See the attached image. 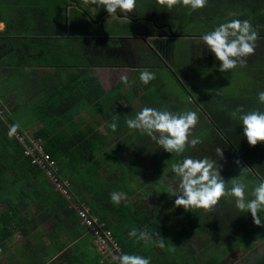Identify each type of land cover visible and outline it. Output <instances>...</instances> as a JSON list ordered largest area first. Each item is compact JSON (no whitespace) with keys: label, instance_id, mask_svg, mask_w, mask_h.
<instances>
[{"label":"trees","instance_id":"trees-1","mask_svg":"<svg viewBox=\"0 0 264 264\" xmlns=\"http://www.w3.org/2000/svg\"><path fill=\"white\" fill-rule=\"evenodd\" d=\"M23 1L29 2V0ZM37 1L44 2V0H31L29 5ZM45 1L46 6L43 4L41 7L42 17L46 9L48 13L65 9L67 6L74 10L68 20V27L71 26L68 32L71 36H65L67 21L49 18L48 48L42 51L41 56L35 58L38 60L37 63L35 62L36 67L49 69L47 76L44 80L35 78L31 91L13 94L15 109L10 111L11 114H8L0 103V115L3 114L4 117L2 120L0 118V204L4 202L7 205L6 209L0 206V249L4 241L12 238L13 234L27 237V227L34 222V215L27 209L29 203L39 207L37 209L43 220L56 221L48 230L41 227L35 229L37 240L34 246L39 251L45 250L47 244L51 245L58 253L57 263L62 264H119L115 257L105 261L104 256L94 251L96 248L94 237L86 233L75 211L63 215L66 202L53 190V185L42 170L29 163V158L23 155V148L16 138L8 137L9 126L14 123L20 124L16 136L22 138L23 142L30 138L42 141V151L56 167L58 177L70 182V189L74 190L82 202L86 201L80 197L79 192L87 193L93 200H100L101 204L95 201L86 204L90 207L89 211L98 218V222L103 223L102 229L110 233L118 248V252L114 250L116 257L121 254L139 255L148 258L150 264H220L250 236L251 231L264 230V226L254 225L253 228H249L251 213L240 212L231 197H222L211 211L203 209L185 211L182 207H175V197L171 196L169 183L156 189L155 210L132 205L135 197L141 195L135 182L145 178L155 185L157 178L173 161L179 162L185 158L189 146L186 145L185 151L177 155L167 153L157 145L150 159L147 160L145 155H141V162L126 157L127 151L130 152L133 144L150 147L155 142L146 134L127 127L126 120L129 118L130 108L118 111L119 101L123 97L121 99L114 97L109 108L103 107V98L110 92H105L93 74H87L85 69L88 66H84L81 61L89 47L80 44L82 37L84 40H90L101 33L118 32L123 29L121 23L113 18L114 14H108L102 6L90 4L89 6H95V9H90L82 3V0ZM33 11L34 8L23 9L16 12L15 16L19 14L20 17ZM75 11L79 12V16L75 15ZM120 13L117 10L115 14L121 19L128 20L125 22L135 27L130 28L131 32H126L129 35H162L163 31L160 29L162 26L171 30L173 35H179V32L188 35L180 41V49L177 48L180 54L175 60L177 71L182 64L186 65L187 71L183 69L180 73L183 82L189 85L185 86L174 76L184 87L182 92L185 94L179 105L188 102L189 106L200 107L203 115L208 118V127L213 129V134L225 142L230 155L237 156L251 169L254 182L236 178L233 166H228L225 172L227 162H218L217 156H207L215 160L217 165L221 166V171L225 172L223 178L226 189L231 187V179L242 180L247 185L246 199H252V189L256 187V183L264 181V144L250 146L243 135V126L238 116L233 118L231 114L240 107L244 112L264 111V104L258 100V93L264 91V0H207L206 6L196 11L182 5H176L169 10L159 6L156 0H136L133 12L128 15H119ZM239 14L241 16H237ZM100 15H106L110 24L96 28L85 18L88 16L96 20ZM233 19L250 21L258 34V39L254 53L244 58L246 63L243 66L238 64L236 68L221 73L218 71L220 62L210 53L200 37L214 30L221 23ZM139 20L145 21V24L139 23ZM153 21L156 25L151 23ZM18 25L10 28V39L11 32L20 31L21 27ZM110 26L114 28L109 29ZM3 32L7 33V29H3ZM173 39L172 42L179 43L178 39ZM154 56L157 62L150 71L157 70L161 64L157 54ZM150 63L151 61H148L145 64ZM173 71L169 70L172 76L176 72ZM4 75L7 78V73ZM16 80L17 78L8 77V88L10 85L12 88H17L14 86ZM23 80L22 77L19 78L20 83H23ZM4 98L5 94L0 93V101L5 103ZM126 101L130 103L128 99ZM98 114L104 117L103 120L106 122L104 125L100 124ZM20 117L22 121L18 122ZM86 117L95 120V124L101 128L100 132L85 125ZM31 121L40 124V128L29 137H25L22 130ZM112 122L118 125L115 132L109 126ZM209 131L210 129L202 127L196 136L201 141L205 140ZM107 137L113 138L111 140L113 145L103 150L101 147L105 145L103 139ZM117 156L122 157L126 164L117 165L113 170L108 167L109 169H103L101 173L104 179L114 176L117 180L114 190L106 183L102 184L106 191L120 190L126 197L115 207L111 200L108 202L109 198L100 195L102 192L99 191L98 186H95V180L100 175L99 170L102 165L114 163ZM31 183L40 190V194ZM24 185L27 186L26 190H22ZM25 199L28 202H25ZM169 206L178 210V225L167 220L161 224L157 222L159 214ZM59 209L62 210L61 213L58 212ZM263 212L259 213L262 225H264ZM110 214L117 220L116 224H113ZM144 217L148 218L145 220ZM132 229H136L138 233L145 231L150 235L159 233L164 238L165 247L161 249L157 246L155 236L148 243L129 236ZM191 235L198 239L211 236L210 242L199 252V257L188 242ZM44 239L48 241L45 243ZM90 245H93V248H89ZM156 249L161 250L162 254H157ZM23 253L24 251L22 255ZM23 256L25 261V255ZM3 257L8 258V253L4 252ZM27 259L34 264L42 262L37 252H30ZM252 264H264V256Z\"/></svg>","mask_w":264,"mask_h":264},{"label":"clouds","instance_id":"clouds-1","mask_svg":"<svg viewBox=\"0 0 264 264\" xmlns=\"http://www.w3.org/2000/svg\"><path fill=\"white\" fill-rule=\"evenodd\" d=\"M85 6H102L108 14H115L117 10L128 14L134 11L136 0H82ZM161 7L171 10L176 5L190 7L192 11L202 9L206 6L207 0H156ZM257 32L253 29L250 21L233 19L229 22L221 23L214 30L204 34L200 40L207 47L210 53L214 54L217 61L220 62L218 71L223 73L234 69L239 65L246 63L245 57L255 51ZM155 79V74L142 70L139 80L144 85L149 84ZM120 80L125 85L128 84V77L122 75ZM258 100L264 104V91L258 93ZM239 114V115H238ZM237 118L243 126V135L247 143L255 147L258 143L264 144V111L252 110L244 112L243 108H237L231 114ZM198 123V115L194 111H188L181 114L170 111H161L153 107H143L135 113L134 116L126 120L127 127L130 130H136L146 134L160 148L167 153L182 154L187 144L193 147L200 143L199 139L189 141V135L192 128ZM113 132L117 129V123L112 122L109 125ZM20 128L19 123L9 126L7 133L11 139ZM216 156L224 158V152L221 147H216ZM240 169V177L243 178L248 171L246 166L241 165L240 160L235 161ZM173 176L169 179V188L171 196L175 197L174 206L182 207L185 211L188 209H203L211 211L218 205L222 197H231L235 200V207L240 212L251 213L252 220L256 226L262 225L259 215L264 211V181L254 187L251 192L252 199H246L247 185L241 181L233 180L232 186L225 187V179L221 175V166L216 161L208 157L187 156L172 165ZM124 194L119 192L110 193V200L114 204H120L125 199ZM129 236L136 237L137 240H143L145 243L155 239L158 247H165L164 238L159 233L149 234L148 232H137L132 229ZM119 264H150L148 258L139 255L121 254L115 257Z\"/></svg>","mask_w":264,"mask_h":264},{"label":"crops","instance_id":"crops-1","mask_svg":"<svg viewBox=\"0 0 264 264\" xmlns=\"http://www.w3.org/2000/svg\"><path fill=\"white\" fill-rule=\"evenodd\" d=\"M30 1L31 0H29L28 3H25L23 0L22 2L20 0H0V93L5 94L4 99L6 101L8 98H10V95L13 96V94L17 92L31 91L32 86L35 82V78L44 80V78L47 76L49 69L36 67L35 62L37 63L38 60L35 58L41 56L42 51L48 48L49 42L47 41V38L49 18H53L59 21H67V33L65 34V36H71V34H69L70 32H68L71 27H68V20L72 17L74 10L71 9L70 6H67L65 9L61 8L58 11H52L50 13H48V10L46 9L42 17L41 7H43V4L44 6H46V1L44 0L43 3L41 1H37L29 5ZM93 7L94 8L92 9H95V6ZM32 8L35 9V11H33L32 13L29 12L22 14L20 15V17L19 14L15 16L16 12H20L23 9L31 10ZM75 13V15L79 16V12L75 11ZM100 16L96 20L93 17L88 16H85V18L87 22L90 21L91 24H93V26L96 28H100V26L101 28L106 27L110 24V21L108 20L109 18L106 17L102 19ZM15 25L21 27L20 31L18 33L11 32L10 39V28L16 27ZM3 29H7L8 34L4 33ZM124 32L125 31L122 30H119L118 32L108 31L107 33L95 35V38L90 40H84L83 37L81 38L82 42H80V44H84L85 46L89 47L85 52V57H83L81 63L84 66H88L85 69L87 74H93L97 78L98 82L105 90V92H110V94L106 95L105 98H103V107H105V109L109 108L111 101L115 97L116 91L119 90V96H117L119 97V99H121V97L127 96L126 93L123 94V92L132 94L133 100H131L130 103L123 100L119 101L120 106H118V111H123L127 107L130 108V113L128 114L129 118L134 116L135 113L140 111V109H142L143 107H153L161 111L166 110L176 114H179L180 110L188 112L192 108L194 110H199L200 112H202L200 107L189 106L188 102L179 105V101L181 100L180 95L181 93H183L182 91L184 88L182 84L177 81L173 85L170 83L171 87L168 90L167 84L169 83L165 82L168 81L169 77H173L175 80V77H177L178 81H183L180 73L175 69V66L177 65L175 60L177 57V48L180 49V41L182 40V38H187L188 35H182V32H179V35H173L171 32V38L166 39L169 42L168 44L165 41L156 39V35L143 34L147 36H153L152 38H148V40L152 41L156 45V47L160 48L162 54H159L156 51V53H153L152 48L147 47L145 52H140V56V53L138 51H136L135 53H131L134 50V46H132L131 42H133L132 39L134 38L137 40L138 38H141L139 36H141L142 34L129 35ZM162 36H168V34H162ZM173 38L178 39L177 41H179V43L172 42L174 40ZM170 40L172 44L170 43ZM124 49H126L127 51H123ZM107 50H111L112 53L106 52ZM156 54L159 59H161V64H159L160 66L158 67V69H162L160 73H158L157 70L150 71V69H152V66L157 62V59L150 64H145L146 61L144 62L145 58L150 61L151 58H154V55ZM169 54L171 55V57H173V60L171 58V64H174L173 67H168L165 64V57H162H167ZM167 59H169V57H167ZM137 62H140L142 65L137 64ZM170 69H172V71L173 69L176 71H173L175 72L173 76L169 73ZM179 69L183 70L182 68ZM142 70H148L154 73L155 79L147 85L141 83L139 80V76ZM40 71H45L44 75L41 74L43 76L39 75V73H42ZM4 73H7V78L5 77ZM25 73L26 77H24ZM122 75L128 77L127 85L121 82L120 77ZM8 77H12L13 79L17 78L15 82L13 81L14 86H16L17 88H12L11 85L10 88H8ZM20 77L24 79L23 83H20ZM184 84L187 87L189 86L187 85V83ZM12 98H14V96ZM189 101H191V98H189ZM0 103L3 109L8 114H11L6 105L8 103H4V101H0ZM14 109L15 105L12 110ZM104 114L106 115V113ZM32 122L34 121H31L30 123ZM208 146L210 147V145ZM43 251L44 250L39 251L36 246H33L29 249L24 250L23 255H25V261L23 259L24 256L21 255L17 257L16 260H10V264H34L32 261L27 259L29 258L30 252H37L38 257L41 258V254ZM4 252L8 253V250H6L5 246L3 245L0 249V253H2L3 255ZM57 256L58 253L55 250L54 252H52V254L49 255L48 259L41 258V264H62L61 262L57 263Z\"/></svg>","mask_w":264,"mask_h":264},{"label":"rangeland","instance_id":"rangeland-1","mask_svg":"<svg viewBox=\"0 0 264 264\" xmlns=\"http://www.w3.org/2000/svg\"><path fill=\"white\" fill-rule=\"evenodd\" d=\"M88 7H90V9L94 8V7L89 6V5H88ZM119 15H126V14L120 13ZM117 16H118L117 14H114L113 18L115 20H118V21H123L120 23H121V27H123V29L121 28V30L125 31L124 33L131 32L130 28H135L133 25H131V24L129 25L125 22L128 20H125L124 18L121 19L120 16H118V17ZM237 16H241V14H239ZM100 17L102 19H104L107 16L102 15ZM139 23L144 25L145 21L139 20ZM151 23L156 25V22H154V21ZM111 28H114V26H112V27L110 26L109 29H111ZM160 29L163 31V34H168V36L156 35L157 36L156 39H160L161 41H165L166 43L169 44L168 40H166V39L171 38L170 37L171 31L168 30L166 27H163V26ZM139 37H141V38H138V40L135 38L132 39L133 42H131V43H132V46H134V50L131 53H135L136 51H138L139 53L141 51L145 52L146 48L150 47V48H152L153 51H156L159 54H162L161 49L156 47V45L152 41L148 40V38H152L153 36H147V35L142 34ZM171 40H170V43H171ZM125 50L126 49H124L123 51H125ZM106 52L112 53L111 50H107ZM179 54H180V52L177 51V55H179ZM140 56H141V53H140ZM162 57H165V64L168 67H173L174 64L173 65L171 64V58L173 60V57H171L170 54L167 56V57H169V59H167L166 56H162ZM132 59H134V58H132ZM155 60H156V57L151 58L150 61L154 62ZM145 61L148 62L149 60L144 59V62ZM137 64L142 65L140 62H137ZM180 68L186 70L185 68H187V67H186V65L183 64L180 66ZM161 71H162V69H157L158 73H160ZM40 72H42V73H39V75H41V74L44 75V73H45V71H40ZM178 72L180 73V71H178ZM43 75H41V76H43ZM180 75H181V73H180ZM165 82L169 83V84H167V87L169 90V88L171 87L170 83L173 85L176 82V80L173 77H169L168 81H165ZM124 93H126V95L128 97L124 96L121 101H123V100L126 101L127 99L129 101L133 100L132 94H128V92H123V94ZM184 94L185 93H181L180 99H182ZM117 96H119V90H117L115 93V97H117ZM12 97L13 96L10 95V98H8L6 101V103H8V104H6L8 107V110H10V111L14 107L13 104H15L12 100ZM193 110L194 109L192 108L190 111H193ZM194 112H196L198 115V123L195 125L194 128L191 129L190 135H189V141H191L192 139H198V136H196V134H198V131L202 127L208 128V129H210V131H209V135H207L205 140H202V141L199 140L200 143L195 145V147H193L190 143L187 144L189 146V150H188L185 157L192 156V157H201L202 158V157H207V156H216V153H215L216 147H221L223 149V152H224V158L220 159L218 157V160H219L218 162L224 161V162L228 163V165H226V167H225V172H226V168L228 166H233L234 172L236 174V175L234 174V176L236 178L237 177L241 178L240 177V169L235 163L236 160H240V159L237 156H231L229 151L227 150V146H226L225 142L222 139H220V137L213 134V129L208 127L207 123L209 121L207 120V117L204 116L203 113L200 112L199 110H194ZM181 113H185V111L180 110L179 114H181ZM97 117L100 118V124L104 125L106 123L100 114H98ZM0 118H1V120L4 119L3 114L0 115ZM20 120L22 121L21 117L17 121L20 122ZM95 123L96 122L94 119H92L90 117L89 118L86 117L85 125L92 127L94 130H98V132H100V130H101L100 126L95 124ZM4 124L7 125L6 122H4ZM39 128H40V124H38L36 121H34V122L28 124L25 128H23L22 131H23V134L25 137H29L31 134H33ZM47 130L50 131L49 129H47ZM8 131H9V129H8ZM64 133H65V131H64ZM14 137L16 138V140L21 145H23L24 142L22 141V139H20L16 135ZM30 139H33V138H30ZM112 139L113 138H109V137L103 139V142H105V145L101 146L103 148V150H106V148L113 145V142L111 141ZM36 140H38V139H36ZM116 140H119V139H116ZM38 141L40 142V145H42V141H40V140H38ZM135 144H138V143H135ZM135 144L132 145L130 152L127 151L126 157H130V158L132 157L137 162H141V159H142L141 155H143V156L145 155L147 160L150 159V157L155 153V150L158 147L156 143H154V145H151L150 147H148V146L143 147L142 145L137 146ZM206 145H210V147L205 148ZM198 147H200V148H198ZM204 148H205V150H204ZM206 154H208V155H206ZM174 163H177V162L173 161L170 164L168 169L165 170L160 175V177L157 178L155 185H153L152 183H149L145 178H140L139 182H135L136 185L138 186V191L140 192L141 195L135 197V199L133 200V203H132L133 206L141 205L144 208L149 207L150 209H153V210L156 209L157 204L154 201L155 191L157 188L161 187V185L169 183V179H171V177L173 176L171 169H172V165ZM120 164H126L124 159L120 156L115 157L114 163H110L109 165L103 164L102 168H100V170H99L100 175L95 180V186H98L99 191L102 192L100 195H102L103 197L109 198V199H107L108 202L110 201V193H112V191H108V190L106 191L103 188L102 184L106 183L108 186H111V188L114 190L115 189L114 184L116 183L117 180L115 179L114 176L109 178V179H104V177L101 176V173H102L103 169H107L108 167H110L113 170L116 168L117 165H120ZM241 165L246 166L248 168V166L245 163H243L242 161H241ZM225 172L223 173V171H221V175L223 177L225 175ZM43 173L50 180L49 182L53 185V190L56 191V193L60 194L61 197L63 198V200L66 202V205L64 206L65 210H63V212H62V210L59 209L58 210L59 213L62 212L63 215H65L69 211H74V207L78 203L85 205L89 210H90V207L86 204V202L95 201L97 204H101L100 200H97V199L93 200L87 193L79 192L80 197L82 199H84V201H86V202H82L79 199V197L77 196V194L74 192V190L70 189V182L67 179L62 178L61 180L64 181L63 183L56 179V167H54L53 165L51 166V171L49 170V168H47L45 171H43ZM241 179L246 180V181L250 180L251 182L255 181L253 172L251 171L250 168H248V171L245 173L244 177ZM233 180H235V179H231V181L229 180L231 183V186H232ZM258 184L259 183H256V186H258ZM32 185L34 186L35 184H32ZM34 188H36V190H37L36 186H34ZM26 189H27L26 185L22 186V190H26ZM115 191H117V190H115ZM37 192H38V194H40V190H37ZM117 192L122 193L120 190ZM123 200L120 203H122ZM25 202H28V200L25 199ZM118 205H120V204H118ZM118 205L114 204L115 207H117ZM0 206H1V208H4V209L7 208V205L4 202H2L0 204ZM37 208L39 209V207H37L35 205H31L28 203L27 209L29 210V212L32 215H34V217H33L34 222L30 226L27 227V230H26L27 237L26 238H24L22 235H19L16 233V234H13L12 238H9L8 240L4 241L3 244L6 248V250H8V258L3 257L2 253H0V264H10V260H16L17 257L22 255V252L24 250L33 247L35 245L34 242L37 240V238L34 234L35 229L41 227V228H44L45 230H48L50 227L54 226V223H56V221L52 220V219L49 221L43 220L42 217L39 215L40 213H39V210ZM263 214H264V212H263ZM109 217L112 219L113 224H116L117 220L113 219L111 214L109 215ZM144 218L146 220L148 217H144ZM144 218H142V219H144ZM249 218H250V221H249L248 227L253 228V226L255 224L252 220L251 215L249 216ZM165 220L171 221L172 223L174 222L176 225H178V223H179L178 222V220H179L178 210L173 206L167 207L162 213L159 214L157 222L159 224H161ZM187 226L188 225H186V227ZM188 228L190 229V227H188ZM84 229L86 230V233H89V230L86 226ZM187 231H188V229H187ZM210 239H211V236H205L202 239H198V237H193L191 235V237L188 238V242L191 244L190 247L194 250V253L199 257V252L203 248L206 247V245L210 242ZM44 240H45V243L48 241V239H44ZM89 248H93V245H90ZM55 250L56 249H54L51 245L47 244V247L45 248V250L41 254V258L48 259L49 255L52 254V252H54ZM94 251L96 252V251H98V249L95 248ZM16 252H17V254H16ZM155 252L159 255L162 254L161 250H159V249H156ZM263 256H264V230L263 229H257V230L251 231L250 236L243 243H241L237 248H235L229 254V256L226 259H224L220 264H252L254 261L258 260L259 258H262Z\"/></svg>","mask_w":264,"mask_h":264},{"label":"built area","instance_id":"built-area-1","mask_svg":"<svg viewBox=\"0 0 264 264\" xmlns=\"http://www.w3.org/2000/svg\"><path fill=\"white\" fill-rule=\"evenodd\" d=\"M21 147L23 148V155L29 158L30 164L39 167L42 172L47 168H49L51 171V166L53 164L48 159V156L42 151L40 142L38 140H26L23 145H21ZM56 179L62 183L64 182L58 177L57 173ZM74 211L80 220V224L84 228L86 226L89 230V233L94 237V244L96 245L98 252L104 256V260L109 261L110 258L116 257L114 250L118 252V248L115 246L110 233L105 229H102L103 223L98 222V218L81 203L76 204Z\"/></svg>","mask_w":264,"mask_h":264}]
</instances>
